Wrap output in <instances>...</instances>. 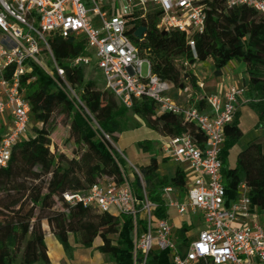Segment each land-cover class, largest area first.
<instances>
[{"label": "trees", "instance_id": "trees-1", "mask_svg": "<svg viewBox=\"0 0 264 264\" xmlns=\"http://www.w3.org/2000/svg\"><path fill=\"white\" fill-rule=\"evenodd\" d=\"M226 1L201 2L205 14L204 29L191 36L193 47L182 32H159L156 29L158 13L135 22L134 30L146 28L143 41L130 38L150 62L153 74L174 90L185 83L196 88V79L191 72L185 71L184 64L192 66L210 59L212 76L218 78L228 63H244L248 76L244 96L264 122V12L247 7L229 8ZM46 41L54 61L64 71L65 80L79 92L80 103L70 101L35 65L23 79L25 99L30 106L29 118L35 126L32 127L33 137L16 143L6 166L0 167V264H50L44 242V224L68 259L73 256L70 237L84 247H90L99 239L101 244L96 250L109 262L132 264L131 218L97 213L79 204L70 206L63 195L84 191L100 177L122 181L121 169L125 164L118 160L113 146L101 132L117 142L119 135L137 127L138 119L160 137L187 133L197 146L203 144L204 137L193 124L159 112L148 99L134 100L130 108H125L111 93L97 88L98 82L86 80L84 67H70L67 63L89 55L83 40L51 35ZM193 106L199 111L208 110L205 98ZM57 113L69 121L67 126L75 145L72 157L64 153L55 155L51 150L50 134ZM86 118L90 123L93 120L99 129H93ZM1 133L2 130L0 138ZM240 137L238 121L234 119L225 128L221 153L227 196L235 198L239 186L244 185L248 188L251 204L264 214V153L258 143L252 142L239 152L233 168L225 167L227 153ZM136 146L151 156L148 164L140 169L143 187L134 176L132 191L141 199L144 189L147 199L158 205L155 215L166 218L162 191L165 187L183 191L184 174L178 167L171 177L160 175L156 159L159 150H155L149 141L138 142ZM146 264H168V260L164 253L154 252L147 256Z\"/></svg>", "mask_w": 264, "mask_h": 264}, {"label": "built area", "instance_id": "built-area-1", "mask_svg": "<svg viewBox=\"0 0 264 264\" xmlns=\"http://www.w3.org/2000/svg\"><path fill=\"white\" fill-rule=\"evenodd\" d=\"M202 1L0 0V167L6 166L13 146L27 138L30 106L22 84L32 65L40 67L70 101L80 103L79 92L67 83L52 57L46 41L51 35L85 42L89 55L67 63L94 67L105 90L120 105L130 108L134 100L148 99L159 112L193 124L203 135L201 146L187 133L160 138L164 158L185 166L181 169L183 191L173 187L162 191L166 218L155 215L158 205L147 199L144 189L141 199L135 196L123 169L121 182L100 177L84 191L63 195L70 206L79 204L97 213L130 217L132 264H146L147 256L154 252L164 253L168 264H264L262 214L251 204L244 185L235 198L227 196L222 172L225 128L232 124L245 89L230 87L224 94L205 97V112L193 105L181 106L171 98L170 85L153 74L150 62L130 38L139 28L134 30L136 21L158 13L159 32H182L193 47L191 36L204 29ZM226 5L264 12V0H227ZM44 53L51 62L49 70L40 62ZM90 124L99 129L93 120ZM138 178L143 187L142 177ZM170 210L180 218L177 225L170 220ZM196 222L200 227L192 239Z\"/></svg>", "mask_w": 264, "mask_h": 264}, {"label": "rangeland", "instance_id": "rangeland-1", "mask_svg": "<svg viewBox=\"0 0 264 264\" xmlns=\"http://www.w3.org/2000/svg\"><path fill=\"white\" fill-rule=\"evenodd\" d=\"M48 60L49 59L45 55V53L41 55L40 62L47 70L50 69ZM199 68H200L199 70L198 68H196V72L198 76H200L205 82L206 79L209 80L212 78V73H213L212 64L202 65ZM84 71H85L86 80H93L98 82L97 88H99L100 90H105L104 85L101 82L102 79L101 75L94 67H88V68L86 67L84 68ZM185 71H189L192 73V70H190L189 67H186ZM143 74L145 75V67ZM86 120L87 123L90 124V121L87 118ZM68 123L69 121H67L62 115H59L58 113L55 115L54 126L50 134V141L52 145L51 150L55 155H58L59 153H64L68 157H72L75 154V145L73 143L72 137L69 134V127L67 126ZM248 123L249 121H247V124ZM2 124L3 121L0 122V130ZM136 124L137 127L135 129L119 135L117 137L118 138L117 142H113L112 139H110V144L113 146L118 160L123 161L125 164L123 171L125 172V175L129 178L130 181L133 180L134 176L137 177L138 175L141 176L140 169L148 164L151 156V154L143 153L140 149L137 148L136 144L141 141H149L152 143L153 148L155 150L158 151L160 150L161 147V143H160L161 137L159 135L147 129L138 119H136ZM33 126H35V122L30 120L29 129L26 134L28 138L33 137V132H32ZM246 139L247 136L245 135V137L241 141H237L234 145L231 146L230 150L227 153V162L225 163V167H229L235 163L236 155L239 151H241L242 143ZM156 159L159 165L158 172L162 176H167V177L173 176L175 170L178 167L183 170L185 169L184 165L180 166L172 160L165 159L160 151H158V154L156 155ZM169 216L171 222L174 225H177L180 222V218L176 215V213L173 210H170ZM263 219H264L263 216L259 218V221L262 225H264ZM199 227H200V223L196 222L194 224L195 230L192 232L190 236L192 239H195ZM51 240L53 242H56V244L59 246L55 238H52ZM97 243L98 240H96L90 247H84L78 244L75 238L70 237V245L73 247V256L71 259H68L65 256L63 260L60 261L58 264H114L112 262H109L108 258L105 255L99 253L96 250L95 246ZM47 245L49 251L53 252L54 250L50 245L48 239H47Z\"/></svg>", "mask_w": 264, "mask_h": 264}, {"label": "crops", "instance_id": "crops-1", "mask_svg": "<svg viewBox=\"0 0 264 264\" xmlns=\"http://www.w3.org/2000/svg\"><path fill=\"white\" fill-rule=\"evenodd\" d=\"M206 64H212V61L208 59L203 63H197L192 66L184 65L185 69L186 67H189L190 70H192L193 76L196 79L195 85L197 89L193 88L190 84L185 83V85L181 86L178 90H170V96L177 104L181 106H192L196 101L209 95L224 94L230 87L244 88L246 91L248 76L244 63L232 61L228 63L222 70L220 77L214 78L212 76L211 79H206L205 82L200 76H198L196 68L199 70V67ZM234 119H237L238 128L241 131V137L239 141H241L245 135L247 136V139L242 143L241 151H243L250 143L257 142L262 153H264V122L259 119L258 113L250 107L245 96L238 99ZM247 121H249L248 124ZM226 162L227 158L225 159V163ZM234 166L235 163L228 168H233ZM262 216L264 218V214H262ZM43 230L45 233L44 242L47 248V255L50 264H58L65 257L62 247L60 248V245L58 246L56 242L51 240L54 237L50 233L46 224L43 225ZM47 239L54 250L53 252H50L48 249ZM96 240H98V243L96 244L95 248L101 244L99 239ZM96 240H94V242Z\"/></svg>", "mask_w": 264, "mask_h": 264}, {"label": "water", "instance_id": "water-1", "mask_svg": "<svg viewBox=\"0 0 264 264\" xmlns=\"http://www.w3.org/2000/svg\"><path fill=\"white\" fill-rule=\"evenodd\" d=\"M146 28L145 27H139L134 33H133V37L137 40L140 41L142 40V36L145 33ZM165 32H163L164 34Z\"/></svg>", "mask_w": 264, "mask_h": 264}]
</instances>
